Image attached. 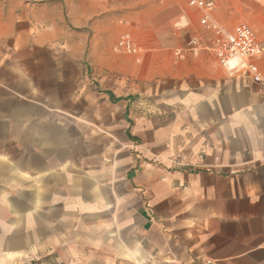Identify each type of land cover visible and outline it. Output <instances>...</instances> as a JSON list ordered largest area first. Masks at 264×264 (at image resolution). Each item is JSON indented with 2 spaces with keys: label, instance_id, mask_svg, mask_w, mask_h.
<instances>
[{
  "label": "crops",
  "instance_id": "0c3cea01",
  "mask_svg": "<svg viewBox=\"0 0 264 264\" xmlns=\"http://www.w3.org/2000/svg\"><path fill=\"white\" fill-rule=\"evenodd\" d=\"M203 1L264 43V0ZM203 15L0 0V264H264V89L218 62Z\"/></svg>",
  "mask_w": 264,
  "mask_h": 264
},
{
  "label": "built area",
  "instance_id": "2783aa9c",
  "mask_svg": "<svg viewBox=\"0 0 264 264\" xmlns=\"http://www.w3.org/2000/svg\"><path fill=\"white\" fill-rule=\"evenodd\" d=\"M190 7L204 13L200 25L210 33L208 49L213 53L218 62L232 75L243 77L264 89V73L256 64V59L264 54V43L257 40L255 34L245 24L236 25L231 30L223 29L214 24L207 12L212 4L203 0H188ZM192 49H206L198 40H193ZM117 50L134 55L137 47L129 34H122L116 44Z\"/></svg>",
  "mask_w": 264,
  "mask_h": 264
},
{
  "label": "rangeland",
  "instance_id": "374dc122",
  "mask_svg": "<svg viewBox=\"0 0 264 264\" xmlns=\"http://www.w3.org/2000/svg\"><path fill=\"white\" fill-rule=\"evenodd\" d=\"M126 55H128V54H126ZM130 57H132L133 59H134V56L133 55H129ZM134 61H135V59H134Z\"/></svg>",
  "mask_w": 264,
  "mask_h": 264
}]
</instances>
